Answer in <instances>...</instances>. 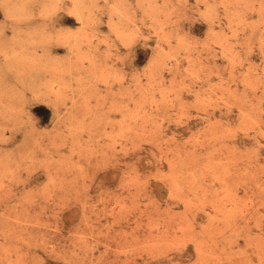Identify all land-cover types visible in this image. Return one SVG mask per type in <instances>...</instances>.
<instances>
[{
	"label": "rangeland",
	"instance_id": "rangeland-1",
	"mask_svg": "<svg viewBox=\"0 0 264 264\" xmlns=\"http://www.w3.org/2000/svg\"><path fill=\"white\" fill-rule=\"evenodd\" d=\"M22 2L0 4V264H264V0L189 12L171 71L157 36L117 52L70 0Z\"/></svg>",
	"mask_w": 264,
	"mask_h": 264
},
{
	"label": "clouds",
	"instance_id": "clouds-1",
	"mask_svg": "<svg viewBox=\"0 0 264 264\" xmlns=\"http://www.w3.org/2000/svg\"><path fill=\"white\" fill-rule=\"evenodd\" d=\"M70 2L87 13L86 19L93 31H98L101 25L109 28V36L114 37V40L103 34L99 37L95 35L91 37V39L97 40L98 44L106 45L108 49H115L118 52L116 42L126 49H131L140 41L144 42L142 46L147 47V42L153 36H157L159 42L156 47L162 57L160 67L167 68L169 71L172 69L167 66L166 61L176 60L179 64L177 57H180L181 52L196 51L195 46L183 42L179 48H174L171 45V31L180 20L187 19L190 12L196 17H204L210 25H218L220 22L218 9L223 8L225 18H229L228 8L232 5L240 7L243 4V0H211V2L195 0L194 5H189L188 0H175V2L173 0H161V2L158 0H70ZM3 3L4 0H0V4ZM33 3L34 0H23L16 6L19 15L14 18L18 20L32 19L33 15L27 9ZM201 5H204V11L200 10ZM38 15L44 16L45 13L40 11ZM230 15L235 18L240 13L233 11ZM104 17H107V20H104ZM145 30L150 31L146 34ZM209 32L212 36L222 35V33L212 31L211 27ZM260 42L264 46V32L261 33ZM161 43L168 45L169 51H165L161 47ZM107 54L111 55L110 52Z\"/></svg>",
	"mask_w": 264,
	"mask_h": 264
}]
</instances>
